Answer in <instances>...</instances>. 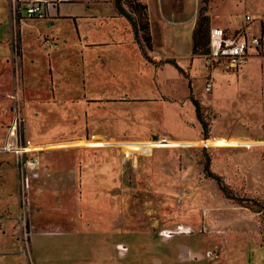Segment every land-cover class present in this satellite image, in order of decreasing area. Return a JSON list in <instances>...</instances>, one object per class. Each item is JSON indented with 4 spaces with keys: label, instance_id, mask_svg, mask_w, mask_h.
I'll return each instance as SVG.
<instances>
[{
    "label": "rangeland",
    "instance_id": "obj_1",
    "mask_svg": "<svg viewBox=\"0 0 264 264\" xmlns=\"http://www.w3.org/2000/svg\"><path fill=\"white\" fill-rule=\"evenodd\" d=\"M8 1L0 0V218L2 221L15 219L12 228L6 230L17 244L7 248L0 246V260L16 251L26 264H40L43 250L54 251L57 242L66 239L67 235L77 233L80 241H64L58 247L80 250L107 249V243L98 237L109 234L113 239L123 237L129 241L136 240L137 235H142L144 256L139 264H155L152 262V254L160 259L159 264H174L170 256L172 248L175 250V244L178 242L184 243L191 251L203 254L196 256V259L193 255L192 261L180 264H264V200L254 198L255 202H250L252 208L259 209L258 212L251 211L243 206L246 204L244 201L238 200L253 197L254 190L253 187L243 186L244 178L239 174L238 167L234 166L231 155L233 151H237L235 148L238 146L251 147L256 144L253 139L222 137L231 136L230 134L238 128L241 131L251 126L253 121L246 115V112L249 113L247 109H264V54L249 57L241 71H223L217 66L210 67L205 64L206 52L192 53V32L199 13L202 12L208 17L209 28L211 25L232 28L234 17L239 18L245 13L264 16V0H191L190 11L186 8L184 0L179 4L177 2L181 0H166V7L175 13L177 20H181L186 13L194 16L192 31L189 28L190 23L178 28L180 31L174 44L179 47L180 54L171 52L177 67L181 69L174 66L178 75L175 95L169 98H146L144 96L151 94V90L145 88L146 84L128 79L124 82L128 87L126 99L147 102H127L120 107L99 104L94 109H70L68 103H42L35 94L28 95L22 106L19 94L22 61L19 43L17 55L11 52ZM129 1L141 0H120L122 5ZM69 2L66 6L70 10L78 11L84 7V3L74 0ZM62 5L64 4L59 8ZM150 11L151 21H155L158 15L156 0L152 1ZM42 23L45 25V22ZM23 29L26 33L33 30L30 27ZM154 31L158 39L157 30L153 26V33ZM92 35L89 34V39ZM190 35L191 53L183 57L182 55L188 52ZM85 44L78 43L75 49L62 46L57 48L64 64L61 68L63 74L69 71L70 65L76 67L78 63L79 73L83 71L90 76L103 75V52L94 48L86 49ZM30 45L31 42L24 45L27 52L31 48ZM152 49V42L150 50L145 46L144 50L141 49L143 60L154 63L156 69H161L163 60L153 59L149 53ZM26 54L28 57L23 58V64L28 62L29 56L33 58L34 61L28 63L30 68L35 66V85L40 86L46 58L38 60L34 54ZM82 58L84 62L91 61L93 67H82ZM148 69L150 67L147 65L138 73L146 77ZM73 71L74 76H77V70L73 68ZM113 73L118 77L131 74L129 68L124 66L113 68ZM207 79L214 84L208 93L204 90ZM33 84L31 81V85ZM116 85H119V82L115 83ZM113 92L112 88L106 85V88L96 89L92 93L98 96ZM76 93L80 94L79 91ZM68 99L70 98L66 100ZM14 100L19 101L22 132L26 140L30 144L39 145L46 142L55 143L41 147L56 148L51 149L52 152H46L44 158L51 172H59L53 173L44 185L45 193L54 190L55 195L50 191L38 199L43 202L46 198H53L39 204L40 216L34 214L36 197H31L30 219L34 228L25 246L21 245L15 232L18 219V205L17 211L13 208L15 197L17 201L16 180L12 166V146L10 143L5 144V133L11 122L9 107ZM194 101L197 102L196 105ZM255 102L256 106L251 108ZM239 117L243 118L241 125L240 121L238 122ZM263 123L264 118L250 127L247 134L263 137ZM154 134L157 139H152ZM160 135L162 137L159 138ZM90 136L91 139H84ZM210 136L219 137L209 138ZM206 138H209V141L204 144L203 140ZM263 138L260 139L264 140ZM167 142L173 143L165 148L159 146ZM71 144H76V147L70 146ZM259 149L264 156V148ZM53 159L59 162V165L51 166L49 162ZM72 166L75 168L68 172ZM84 167H88L85 177L82 175ZM104 172L107 174L105 178H96L97 173ZM98 180L100 183L109 182L107 186H103L107 193H94L95 187L99 185ZM250 184H253V179L249 180L248 185ZM83 185L87 192L84 195L81 194ZM222 187L231 189L234 198L227 197ZM126 196L128 199L125 217L128 224L124 226L120 224L124 219L120 215V207L121 198ZM93 200L98 201L96 207ZM81 202H85V207L96 217L93 223L95 226L91 229L83 230L77 227L79 216L73 211ZM236 206L244 207L255 215L251 218H238L235 209L239 208ZM146 208L153 210L154 216L161 219L162 226L185 223L192 225L195 232L165 241L157 235L155 227H150L152 222L147 220V217L137 218L139 210L145 211ZM167 217L172 218L166 220ZM202 221L206 231L199 233L197 229L201 227L199 224ZM161 228L163 227H159ZM247 231L253 234L249 236ZM89 233L94 234L93 239L97 240L83 241L85 238L82 237L85 235L82 234ZM112 244L115 252L116 243ZM133 248L130 247L127 258L118 262L123 264L129 260L134 251H137ZM206 250H211V258L205 256ZM115 254L112 260H115ZM47 260L54 261V258L48 257Z\"/></svg>",
    "mask_w": 264,
    "mask_h": 264
},
{
    "label": "crops",
    "instance_id": "obj_2",
    "mask_svg": "<svg viewBox=\"0 0 264 264\" xmlns=\"http://www.w3.org/2000/svg\"><path fill=\"white\" fill-rule=\"evenodd\" d=\"M74 1L78 3H84V7H82V10H78V11L70 10L68 9V6H66L70 2H66L64 3V5H62L60 8L57 9L54 16L50 19L36 20L34 18H25L19 20L18 22V24L21 27L23 26V28L30 27L33 29L32 31L26 33L25 29L22 28V33L20 35L19 51H20V58L22 61V79H21V88L19 90V94L22 99V106L25 104L24 101L27 99L28 95L31 96L33 94H35V96L39 98L42 101V103L53 104V105H58L59 103L62 104L68 103L70 109H94L96 106H99V104H103L106 107L108 106L120 107L124 104H127V102H147V100L144 101V100L126 99L128 95L126 94L128 91V87L127 85L125 86L124 82L128 81V79L130 80L135 79L141 81L142 84L143 83L146 84L145 88L147 87L149 90H151V94L144 96L146 98H152V99H155L156 97L169 98L175 95L176 93L175 83L177 81L178 75L174 65L168 63L167 60L169 59L173 60L172 53L176 52L180 54L179 47L174 44V41L178 38L177 33H179L180 31L178 28H180L183 25H186V23H190L189 28L192 31L191 26L193 24L192 22L194 16L190 15L189 13H186L181 18V20H177V18L174 15L175 13H172V11L168 10V7H166L167 6L166 0H156V8L158 15L155 21H151V15H149V12H151L150 11L151 3L153 0H141L147 5L149 31L151 34V42L153 47V49L149 51V53L151 54L153 59L156 58L159 60L161 59L163 60V67L161 69H156V64L154 63L152 64L143 60V56L141 53V49L144 50V45H142L143 42L135 39L134 32L129 20L124 15L117 12L113 0H74ZM182 1L183 0L178 1L177 3L179 4ZM184 1L186 8L188 7L190 11L191 0H184ZM123 6L128 11L127 6L125 4H123ZM243 15L239 18H235V17L233 18L232 28L222 27L220 25H213V26L211 25V27H221L229 33L236 32L237 30L241 29L244 30L245 35L247 37L261 33V31L263 30L262 21L264 19V16H255L249 14L251 16L250 20L244 21ZM42 22H45V25ZM153 26L157 30L158 39H156L155 31L153 33ZM11 27L12 25L9 21L10 31H11ZM90 33H92L93 35L89 39ZM30 42H31L30 45L31 48L28 49L29 52H27L25 50L26 48L24 47V45ZM78 43H84L86 49L94 48V49H98L100 52H103L104 57L102 59V64H101L102 70L104 71L103 75L90 76L84 74L83 71L82 73H79L78 63H76V67L70 65L72 70H70L71 69L70 68L69 71H67L64 74L61 72L62 71L61 68L64 66V64L61 61L60 52L57 51V48L62 46L63 48L72 47L73 49H75L77 48L76 46H78ZM48 44H51V46H49ZM263 47H264V42H263ZM187 48H188V52L187 54L182 55L183 57L191 53V35L188 40ZM135 50L137 51V53H135ZM26 53L34 54L35 58L38 60L42 59V57L46 58V66H44L43 69L41 68L42 75L40 78L41 80L40 86L35 85L36 79L33 76L36 75L34 71L36 69L35 66H33V68L32 67L30 68L29 66L30 64L28 63V62H33L34 61L33 58L29 56L30 58L28 62L23 64V58L28 57L27 56L28 54ZM263 54H264V48L256 49L253 46H250L248 47V56L246 58V61L251 56H260ZM75 61L77 62V60ZM246 61L239 68V71H241L243 66H245ZM147 65L150 67V69H148L145 77L143 74L138 72H140L141 70L143 71L144 67ZM81 66L82 67L87 66L90 68L93 67V63L91 61L84 62V59L82 58ZM123 66L128 67L132 75L128 74L126 76L123 75L120 77L115 76L116 73H113V68L123 67ZM73 68L74 70H77L78 72L77 76H74ZM226 74L230 75V73H226ZM31 81L34 82L33 85H31ZM117 82H119V85L115 86V83ZM150 82L152 84H150ZM111 84L114 86H112ZM106 85H109V87L112 88V90L114 91L112 94L109 95L98 94V96H95L92 93L96 89L102 90L106 88ZM213 87L214 84L212 82V87L209 91H211ZM78 91L80 92V94L76 93ZM209 91L205 90L206 93H208ZM88 92L91 93L88 94ZM92 94L93 96H91ZM62 98L63 100H60ZM67 98L70 99L66 100ZM1 100H2V95L0 94V102ZM148 102L156 103L157 101H148ZM245 102L249 103L248 101ZM255 106H256V102L253 105H251V108ZM247 110H249V113L250 112L251 113L249 115V113L246 112V115L250 117V119L253 121L250 127H253L254 125L258 124V122L264 118V109H247ZM239 118L240 119L238 120V122L240 121V125H241V121L243 120V118L241 117ZM250 127L248 129L247 128L241 129V131L240 128H238L236 129V132L230 134L231 136L222 135V137L253 139V143L256 145H252L251 147L238 146L235 148L237 151H233L231 153L232 162L235 167L236 166L238 167L239 174L244 178L245 182L243 186H246L248 188L253 187L252 190H254L253 191L254 194L253 197L250 198H255V199L259 198L264 200V158H263L264 156H262V153L260 152L261 149H259V148L262 149L264 148V145H260V144H264V140L260 139L263 138L264 136L254 137L252 134H247ZM263 128H264V123H263ZM261 131L264 135L263 132L264 130L261 129ZM0 134L2 133L0 132ZM92 136H90V138ZM219 136H210L209 138H214ZM160 137H162V135H160L159 138ZM163 137L167 138V136H163ZM170 143L173 142H167V144L164 143L163 145L160 144L159 146H163V148L169 147ZM49 144H55V143L46 142V144L42 143L40 145L32 144L33 147L40 150L39 155L45 162H46L44 158L45 153L52 152L51 149H56L49 147H44V148L41 147L42 145H49ZM70 146L76 147V144H71ZM58 149L59 148H57V150ZM12 161H13L12 166L14 168L13 156H12ZM49 163L53 167L59 165V162H55L54 159ZM69 166L66 167L68 168ZM74 168L75 167L72 166V168H69L67 171L68 172L73 171ZM84 170L85 171H83L82 174L83 177H85V173L87 172L88 167H84ZM99 172L102 171L99 170ZM53 173H59V172H51L48 166L47 174L42 176L44 185L47 184L48 178L52 177ZM14 174H15V169H14ZM106 176L107 174L105 172L100 174L97 173L96 178L100 180L102 178H105ZM250 179H253V184L248 185ZM99 180H98L99 185L95 187L94 193H102V194L107 193L106 189H104L103 186H107L109 182L105 183L102 181V183L104 184L103 185L102 183H100ZM15 188H16V183H15ZM44 190L41 192V194L36 195L35 196L36 198H34V200H36V203L34 202L35 204L34 214H36V216H40L39 214L41 213V208L39 204H43L45 201L51 200L53 198H46L43 200V202H39L38 199L42 197L44 194L49 193L50 191L53 192L52 193L53 196L55 195L54 190L47 191L46 193L44 192ZM86 193L87 192L85 191V186L83 185L81 194L84 195ZM102 199H104V197ZM105 199H107V197H105ZM127 199H128L127 196L124 199L121 198L122 203L120 207V215H122L124 219L121 220L120 224L124 226H127L128 224V220L125 217L127 213V209H126ZM97 202L95 201V207ZM92 204H94V202ZM13 205H14L13 208L15 209V211H17L16 197H15V204L13 203ZM85 205H86L85 202L84 203L81 202L80 204L76 205V209L75 211H73L77 213V215L79 216V219L77 221L78 222L77 227L83 230L85 228L91 229L93 226H95L93 225V223L94 220L96 219V217L93 215L94 213H92L88 208H86ZM236 207L239 209H235L237 213L235 212L234 213L239 216L238 218H246V217L251 218V216L255 215L253 212L244 209V207L241 206H236ZM80 214L82 218H80ZM137 215H138L137 218L140 216L142 218L147 217L146 219L152 222L150 227H155L156 232L159 229V227L172 228L175 224H177L175 223L174 225H168V226L160 225L161 219L159 220L157 217H155L153 210L150 208H146L145 211L139 210V213H137ZM152 218H154L155 220L153 221ZM171 218L172 217H167L166 220L168 219L170 220ZM14 222L15 219L8 218L3 221L1 219L0 233L3 235L6 234L5 236L0 235L1 248L16 246L17 243L15 239L12 238L6 230L12 228ZM186 225H190V224H186ZM201 225H203V221L199 224V226ZM246 233L249 236L253 234L251 233V231H247ZM137 234H141V233L137 232ZM82 235H85V237H82L85 238L82 239L83 241L97 240V239H93L94 236L92 235L94 234L89 233ZM178 235H185V234H176L173 237L166 239L165 241H170L175 236ZM77 236H78L77 233L72 235H67L66 239L60 240L59 242L56 243L57 248L54 251L43 250L40 256L41 259L40 264H122L119 263L118 260H122L128 257L131 251L130 249L131 246H133L134 247L133 249L137 251L135 252L133 250L134 254L131 256L129 260H126L125 263L123 264H139L141 262L142 257L144 256V254H142L144 249L143 248L144 238L142 235H137L136 240L132 239L129 241L123 237H121L118 240H116L115 238L113 239L112 235L109 236V234L98 237L99 240L101 239L103 242L107 243L106 244L107 249L80 250V248L66 249L64 246H61L62 248L58 247L60 246L59 244H61L64 241L65 242L69 240L80 241L81 239H79ZM112 243L123 244V245L126 244L127 250L124 251L123 253H119L118 250L116 249V244H115L114 245L115 252H114ZM175 248H176L175 250L174 248H172L173 251H171V256H170L174 264L190 262L193 260V255L195 256V259L196 256L198 255L203 256V254H201L198 251H191L189 247L182 242L176 243ZM114 253H116L115 260H112ZM153 255L154 254H152V262L155 264H159L161 262L160 259ZM48 257L54 258V261L47 260ZM0 264H26V262L25 260H22L20 255L15 251L14 254L6 255L4 260H0Z\"/></svg>",
    "mask_w": 264,
    "mask_h": 264
},
{
    "label": "built area",
    "instance_id": "obj_3",
    "mask_svg": "<svg viewBox=\"0 0 264 264\" xmlns=\"http://www.w3.org/2000/svg\"><path fill=\"white\" fill-rule=\"evenodd\" d=\"M66 2H69V0H9L8 17L12 25L10 31L11 52L15 53V55L18 52V43L20 42V35L22 33V27L18 24L19 20L25 18L50 19L54 16L59 6ZM250 18L249 14L243 15L244 21H248ZM262 25L263 30L261 33L250 37H247L244 30L241 29L229 33L221 27H210L208 30V48L204 56L205 64L210 67L217 66L223 71H237L246 61L248 47L253 46L256 49L264 48V19ZM211 87L212 81L208 79L204 83V88L206 91H209ZM19 109V101L14 100L13 104L9 107L11 122L5 133V144H11V152L14 159L18 205V219L15 232L18 234L21 245L25 246L34 228L30 219L32 212L30 208L31 197L41 194L44 190L42 176L47 174L48 166L40 157V150L33 147L26 140L22 132ZM204 231L206 229L203 225L197 229L199 233H203ZM193 232H195V229L192 226L183 223L175 224L172 228H161L157 231L158 235L164 240L176 234H192ZM116 249L119 253H123L127 250V247L123 244H116ZM205 256L211 258V250H206Z\"/></svg>",
    "mask_w": 264,
    "mask_h": 264
},
{
    "label": "trees",
    "instance_id": "obj_4",
    "mask_svg": "<svg viewBox=\"0 0 264 264\" xmlns=\"http://www.w3.org/2000/svg\"><path fill=\"white\" fill-rule=\"evenodd\" d=\"M115 9L118 13L124 15L130 22L134 36L136 40H140L143 42L144 46L147 49H151V34L149 31V21H148V14H147V5L141 1H129L126 6L128 11L124 8L120 0L114 1ZM208 17L204 15L202 12L199 13L197 21L195 23V27L192 32V53H204L207 51L208 48ZM168 63L177 67L174 60L169 59L167 60ZM181 70L179 67H177ZM195 105L197 104L196 101ZM209 141L208 139L203 140L204 144H207ZM219 179V177H216ZM223 192L226 194L227 197L234 198V194L232 193L231 189L222 187ZM239 201H244L246 204H240L245 207H248L253 212H258L259 209L252 208L250 202H255L254 198H238ZM257 202V201H256Z\"/></svg>",
    "mask_w": 264,
    "mask_h": 264
},
{
    "label": "water",
    "instance_id": "obj_5",
    "mask_svg": "<svg viewBox=\"0 0 264 264\" xmlns=\"http://www.w3.org/2000/svg\"><path fill=\"white\" fill-rule=\"evenodd\" d=\"M152 139H157V135L154 134V135L152 136Z\"/></svg>",
    "mask_w": 264,
    "mask_h": 264
}]
</instances>
